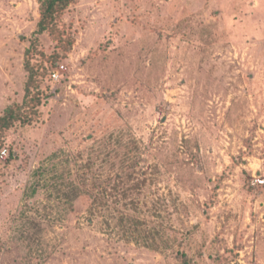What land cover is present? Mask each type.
I'll list each match as a JSON object with an SVG mask.
<instances>
[{
    "label": "rangeland",
    "instance_id": "1",
    "mask_svg": "<svg viewBox=\"0 0 264 264\" xmlns=\"http://www.w3.org/2000/svg\"><path fill=\"white\" fill-rule=\"evenodd\" d=\"M41 1L0 0V118L43 82L0 130V264H264V0H79L67 53Z\"/></svg>",
    "mask_w": 264,
    "mask_h": 264
},
{
    "label": "trees",
    "instance_id": "2",
    "mask_svg": "<svg viewBox=\"0 0 264 264\" xmlns=\"http://www.w3.org/2000/svg\"><path fill=\"white\" fill-rule=\"evenodd\" d=\"M79 0H42L41 9V21L39 27L41 31H49L54 37L62 35H67V39L61 40L62 51L64 53L68 52V48L72 44V39L68 33V29L63 27L61 30L60 18L62 14L71 6L78 3ZM59 34V35H58ZM58 38V37H57ZM62 39V37H61ZM64 41V42H63ZM66 46L68 48H66ZM59 58V55L58 57ZM31 59V58H30ZM31 61L26 63V68L29 71V79L26 84L27 93V103L25 105L11 107L8 109L6 115L0 118V130L9 128L14 125L17 121H22L26 123H32L35 121L37 116V111L42 104V93L40 91L43 82L41 81V75L39 68H36L35 64H30Z\"/></svg>",
    "mask_w": 264,
    "mask_h": 264
},
{
    "label": "built area",
    "instance_id": "3",
    "mask_svg": "<svg viewBox=\"0 0 264 264\" xmlns=\"http://www.w3.org/2000/svg\"><path fill=\"white\" fill-rule=\"evenodd\" d=\"M64 67V66H63ZM53 78H55V81H59V79H60V75H59V73L58 72H56L55 74H54V77ZM2 155H3V158L4 159H6V157H8L9 156V151L7 150V149H5L4 151H2ZM263 183V182H262ZM261 183V184H262Z\"/></svg>",
    "mask_w": 264,
    "mask_h": 264
}]
</instances>
